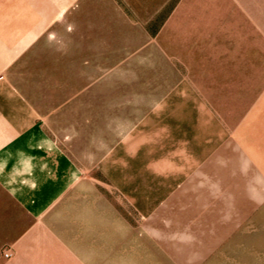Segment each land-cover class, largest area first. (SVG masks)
<instances>
[{"label": "crops", "instance_id": "1", "mask_svg": "<svg viewBox=\"0 0 264 264\" xmlns=\"http://www.w3.org/2000/svg\"><path fill=\"white\" fill-rule=\"evenodd\" d=\"M145 2L0 0V264H264V17Z\"/></svg>", "mask_w": 264, "mask_h": 264}, {"label": "rangeland", "instance_id": "2", "mask_svg": "<svg viewBox=\"0 0 264 264\" xmlns=\"http://www.w3.org/2000/svg\"><path fill=\"white\" fill-rule=\"evenodd\" d=\"M148 3L149 7V11L154 12L153 10L157 9L154 7H157L159 5H164V7L162 9H159V13L156 15V17H154V19L152 21H150L149 24H147L148 30L151 32V34H156V32L158 31V28L161 26L162 22L169 16L171 15L173 9L178 6V4H180L181 6L183 5L184 8L181 9V13L185 10H187L188 12L190 11V6L192 5H197L196 6V10H200L208 6H211L212 10H214L215 7L220 6L222 3L225 4L226 7H224L225 9L223 10H234L237 9L238 7L232 8V6H230V3H233V1H237V0H145ZM240 1V0H238ZM261 4L264 5V0H260ZM145 2V3H146ZM245 2H248L247 0ZM255 2V0L253 1ZM202 4V5H201ZM246 4V3H245ZM154 5V6H153ZM208 5V6H207ZM201 6V7H199ZM216 10H218L216 8ZM243 10V11H242ZM127 11L130 13V11L127 9ZM238 11H242V14L244 15H250L253 16L254 13L253 12H258L259 11V16L261 15V17H264V6L257 8V7H248V8H244V9H237ZM147 11L144 10V16H147ZM200 12V11H199ZM187 13V12H186ZM264 26V25H262ZM263 30V29H262ZM132 35H136V32L133 31V33H131ZM262 62H264V56L261 57ZM103 74V73H102ZM60 135V130H56L54 131V135L52 136V138L54 140H60L61 138ZM91 154V153H90ZM87 174V173H86ZM87 176V175H86ZM95 176H97V178L100 180V188L102 191H110V188L107 185V178L106 176H104L101 173H96ZM259 187L260 188V192H264V184H260V185H255V188ZM242 206H243V211H244V215H240V221L246 225L245 226V230L240 232V240H245L246 238H250L253 240H259L262 245H264V199L261 200H243L242 201ZM247 230V231H246ZM6 236H11V233H7ZM11 238H6L5 239V243L6 245L4 247L0 248V252L2 254V256L4 257L5 260H8L12 257L10 251L12 252V248H11ZM259 250L264 251V247H261ZM10 254V258H7L6 254Z\"/></svg>", "mask_w": 264, "mask_h": 264}, {"label": "built area", "instance_id": "3", "mask_svg": "<svg viewBox=\"0 0 264 264\" xmlns=\"http://www.w3.org/2000/svg\"><path fill=\"white\" fill-rule=\"evenodd\" d=\"M1 78H2V77H0V79H1ZM6 256H7V257H10V254L8 253V254H6Z\"/></svg>", "mask_w": 264, "mask_h": 264}]
</instances>
